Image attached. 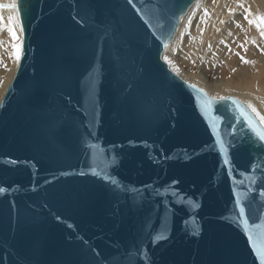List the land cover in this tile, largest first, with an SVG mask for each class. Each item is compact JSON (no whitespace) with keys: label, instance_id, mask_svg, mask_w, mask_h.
<instances>
[{"label":"water","instance_id":"water-1","mask_svg":"<svg viewBox=\"0 0 264 264\" xmlns=\"http://www.w3.org/2000/svg\"><path fill=\"white\" fill-rule=\"evenodd\" d=\"M194 1L16 0L0 264H262L264 126L162 58Z\"/></svg>","mask_w":264,"mask_h":264},{"label":"bare ground","instance_id":"bare-ground-1","mask_svg":"<svg viewBox=\"0 0 264 264\" xmlns=\"http://www.w3.org/2000/svg\"><path fill=\"white\" fill-rule=\"evenodd\" d=\"M8 4L16 0H0V5ZM10 16L14 17L16 40L6 30ZM261 16L264 0H195L181 17L162 58L181 78L211 97L234 96L251 111L252 105L260 121L264 116V24L257 27L255 22ZM22 35L17 7L0 8V101L16 72ZM13 44L19 48L18 60Z\"/></svg>","mask_w":264,"mask_h":264},{"label":"snow or ice","instance_id":"snow-or-ice-1","mask_svg":"<svg viewBox=\"0 0 264 264\" xmlns=\"http://www.w3.org/2000/svg\"><path fill=\"white\" fill-rule=\"evenodd\" d=\"M131 2H132V0H129V3H131ZM2 7L16 8V4L0 5V8H2ZM249 22L254 23V21H251V20ZM255 23H256L257 27H260L261 24H264V16L259 17L258 22H255ZM6 30L9 34V36H11V38L13 40L18 39V37L16 35L14 17H11V16L8 17V24L6 25ZM261 35H264V32H261ZM12 47L15 50L13 52V55L18 60L19 59L18 45L13 44ZM242 62L248 63V61L243 60V58H242ZM201 91H203V90H201ZM213 99L214 98H212V97H208L207 100L205 101V105L209 110L211 109V103H212ZM221 99H225V98L221 97ZM249 107L252 108L253 112H256V109L254 107H252V105H249ZM257 115H259V113H257ZM215 119H219V117H216ZM260 121L264 122V116H260ZM213 127H215V125H213ZM254 130L256 131V134L259 137V139L264 141V128L255 127ZM2 191H4V189H0V192H2ZM241 211H243V209ZM255 228L260 229L261 231H259L255 237L249 236V242L252 244L253 248L255 249V252H256L259 260L262 262V264H264V225H261V224L255 225Z\"/></svg>","mask_w":264,"mask_h":264},{"label":"rangeland","instance_id":"rangeland-1","mask_svg":"<svg viewBox=\"0 0 264 264\" xmlns=\"http://www.w3.org/2000/svg\"><path fill=\"white\" fill-rule=\"evenodd\" d=\"M211 69L214 70L213 68H211ZM211 69H208L207 72H208V73L212 72ZM210 70H211V71H210ZM209 71H210V72H209ZM214 71H215V72H214L213 74H215V75L218 74V73L216 72V70H214Z\"/></svg>","mask_w":264,"mask_h":264}]
</instances>
